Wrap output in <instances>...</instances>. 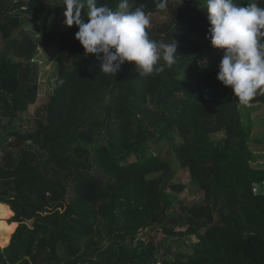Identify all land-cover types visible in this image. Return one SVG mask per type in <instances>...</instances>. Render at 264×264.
<instances>
[{"label":"trees","instance_id":"1","mask_svg":"<svg viewBox=\"0 0 264 264\" xmlns=\"http://www.w3.org/2000/svg\"><path fill=\"white\" fill-rule=\"evenodd\" d=\"M158 2L136 6L167 16L147 31L157 43L175 42L176 63L139 76L125 62L113 76L85 56L78 27L63 24V2L0 0V216L7 206L13 225L4 246L0 224V264H264V193L252 191L264 181V153L250 145L252 122L240 108L264 105V94L241 105L217 80L222 57L203 55L198 40L210 27L205 0ZM98 3L115 9L119 0ZM26 20L40 26L57 67L28 128L16 122L36 98L38 41ZM173 159L198 187L194 203L178 210L185 186L171 180ZM141 229L162 236L137 238Z\"/></svg>","mask_w":264,"mask_h":264},{"label":"clouds","instance_id":"2","mask_svg":"<svg viewBox=\"0 0 264 264\" xmlns=\"http://www.w3.org/2000/svg\"><path fill=\"white\" fill-rule=\"evenodd\" d=\"M205 3L210 23L206 38L213 48L223 50L217 80L247 106L258 93L264 94V7H243L235 0ZM166 4L159 0L157 7ZM62 6L63 24L78 27L75 39L85 56L96 55L104 74L115 76L125 62H134L139 76L159 74L176 63L175 42L161 44L150 38V17L136 0H119L115 9L98 0H63Z\"/></svg>","mask_w":264,"mask_h":264},{"label":"rangeland","instance_id":"3","mask_svg":"<svg viewBox=\"0 0 264 264\" xmlns=\"http://www.w3.org/2000/svg\"><path fill=\"white\" fill-rule=\"evenodd\" d=\"M46 2L50 3H59L63 2V0H44ZM150 17L151 21H164L167 19V16L160 13H155L148 15ZM25 28L27 31L32 32L34 35V39H37V52L33 56V58L30 60L32 64L36 66V72H37V81H36V98L35 101L29 105V108L26 112H24L19 120H16V122H21V124L25 127H33L35 125V114L39 107L43 106L45 104L52 93V90L54 88L55 84V77H56V57H55V49L51 47H45L41 44L39 39V33L41 31V28L39 25H37L34 21L26 20L25 21ZM199 42L204 45L202 49L203 55L208 53H214L216 52L220 53V57L223 56V50L213 48L210 43V39H198ZM242 111V118L246 120V122H252V129L250 131V145L254 148L259 143L260 146H258L255 150L258 153H264V105L261 104H254L250 105L249 107H240ZM262 109V110H261ZM260 112L263 115V119L260 117V115H256V113ZM255 114L254 116H252ZM254 117V118H253ZM224 136L222 132L215 134L216 139H220ZM177 143H181V138L176 135L175 136ZM258 139L259 141H257ZM262 143V144H261ZM263 147V148H262ZM1 154V151H0ZM263 155V156H262ZM259 162H262L260 165H264V154H261V157L258 158ZM173 162L176 165V172L174 173L172 177V181L176 183H182L184 184V189L177 193V199L175 201V204L173 206V210H178L179 208L185 206V205H191L194 203V201L197 199V191L198 187L196 184H194L190 180V175L186 169H183L178 161L176 159H173ZM256 161L253 162V164L256 165ZM257 162V164L259 163ZM160 174V173H158ZM158 174L151 175V176H157ZM6 214L3 216H0V224H4L7 227V241L4 246H6L9 242L10 233L12 231L13 225H8L5 220L10 215L9 209L6 206ZM13 214L10 216V218L7 219V222H14L11 221ZM18 223L16 222V227ZM15 227V228H16ZM15 230V229H14ZM161 231L157 229H141L137 232L136 236L137 238H143L147 239L148 236H156L161 237ZM13 233V232H12ZM187 241L189 240H195L194 236H187L185 237ZM180 245L181 248H184L180 242H177L173 244V248H176V246ZM3 246V247H4ZM2 247V246H0Z\"/></svg>","mask_w":264,"mask_h":264},{"label":"built area","instance_id":"4","mask_svg":"<svg viewBox=\"0 0 264 264\" xmlns=\"http://www.w3.org/2000/svg\"><path fill=\"white\" fill-rule=\"evenodd\" d=\"M259 163H262V162H259ZM252 191L254 193H264V181L261 183H254L252 187Z\"/></svg>","mask_w":264,"mask_h":264}]
</instances>
